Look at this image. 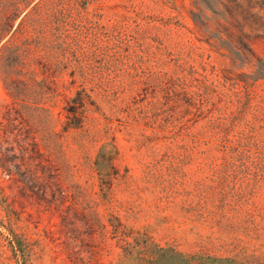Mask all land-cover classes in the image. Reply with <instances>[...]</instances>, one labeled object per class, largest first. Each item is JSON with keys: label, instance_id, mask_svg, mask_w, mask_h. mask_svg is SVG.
Returning a JSON list of instances; mask_svg holds the SVG:
<instances>
[{"label": "rangeland", "instance_id": "obj_1", "mask_svg": "<svg viewBox=\"0 0 264 264\" xmlns=\"http://www.w3.org/2000/svg\"><path fill=\"white\" fill-rule=\"evenodd\" d=\"M196 1L80 3L83 28L62 58L57 79L68 96L84 93L88 119L83 129L66 130L67 103L60 98L54 107L45 82L34 84L24 102L14 100L0 80V120L15 108L19 140L34 143L29 162L38 173L33 184L51 187L46 196L36 188L25 190L0 169L19 219L21 243H12L0 224V264H139L123 252L124 227L128 234L141 233L187 253L264 264V179L219 158L218 141L208 127L209 103L219 109L212 118L237 105L219 72L229 60L200 40L191 13L199 11ZM207 2L218 6L215 0ZM256 6L244 14L245 32L264 60V3ZM242 70L250 72L234 73ZM170 78L182 80L174 88L180 102L170 126L157 130L151 126L165 123L167 116L148 120L142 111L151 101L163 100ZM199 86L206 92L204 100L195 96ZM262 89L264 81H259L257 90ZM199 112L202 117L196 120ZM246 132L264 146L263 121ZM108 141L119 149L120 172L110 191L94 169ZM114 216L124 226L117 236Z\"/></svg>", "mask_w": 264, "mask_h": 264}, {"label": "trees", "instance_id": "obj_2", "mask_svg": "<svg viewBox=\"0 0 264 264\" xmlns=\"http://www.w3.org/2000/svg\"><path fill=\"white\" fill-rule=\"evenodd\" d=\"M89 0H85V2ZM217 7L207 0L196 1L198 12H191L195 24L202 32L200 40L216 47L220 56L229 60V67L220 69L223 86L233 91L232 103H236V110L225 111L212 118V113L219 110L217 103L211 104L208 116L211 117L208 127L218 141L217 151L220 159L229 166L240 164L249 171L264 179V146L253 140L246 132V128L253 129L257 120L264 122V89L257 90L258 82L264 81V60L252 48L249 36L245 32L244 14L255 9L264 0H215ZM84 0H0V80L4 88L14 100L27 102L31 96L32 86L45 82L49 87V101L55 107L60 98H64L68 111L66 130L83 129L87 123V105L82 90L75 96L64 93V84L57 79L59 64L67 53L71 42L77 40V33L83 28L79 23L82 17L79 11L80 3ZM247 4V7H245ZM205 8L210 9L212 16H207ZM71 40L70 42L68 40ZM248 68V71L234 73V70ZM39 77H41L39 79ZM40 80V81H39ZM181 81L170 78L165 82L166 95L162 101H151L142 114L146 119L167 116L165 123L154 124L157 130H166L174 121V115L180 99L174 88ZM201 86L195 92L204 100L206 94ZM212 99V96L210 97ZM208 102V101H207ZM14 107L8 108V115L0 120V169L10 177L15 176L22 182L25 190H34L33 184L36 171L31 166L30 151L34 143L19 140V124L17 118H12ZM254 115L248 120V114ZM211 114V115H210ZM198 120L202 117L199 112ZM52 119V124H54ZM247 122L244 130L236 131L238 126ZM15 132V130H17ZM252 131V130H251ZM21 142V143H20ZM119 149L113 141L105 142L94 160V169L102 183L109 191L113 183L120 176L116 161ZM51 164L52 172L55 173ZM1 176V175H0ZM122 176V175H121ZM38 193L48 195V186L36 188ZM104 189V188H103ZM64 198V195L60 196ZM0 204L5 212V219L0 224L8 229L12 235L11 242H19L16 232L19 219L16 210L6 194L3 180L0 178ZM116 235L122 227L120 220L114 216ZM18 220V221H17ZM122 237L123 252L126 257L137 260L139 264H238L235 259L213 256L204 253H187L174 247L161 246L141 233L126 232ZM131 233V234H130ZM126 237H133L132 241ZM20 251L25 252L20 246Z\"/></svg>", "mask_w": 264, "mask_h": 264}]
</instances>
